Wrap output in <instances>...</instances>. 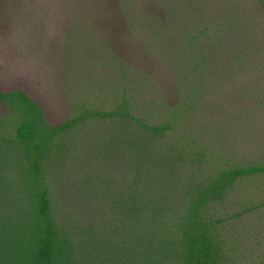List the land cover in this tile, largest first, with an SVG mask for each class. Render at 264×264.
Masks as SVG:
<instances>
[{
  "label": "trees",
  "instance_id": "1",
  "mask_svg": "<svg viewBox=\"0 0 264 264\" xmlns=\"http://www.w3.org/2000/svg\"><path fill=\"white\" fill-rule=\"evenodd\" d=\"M204 1L161 0L160 15H143L129 0H107L98 33L118 86L101 108L56 121L26 84L0 85V264H237L227 255L220 207L241 180L263 175L264 164H216L193 129L205 75L214 73L210 60L224 45L221 23L192 18ZM8 3L0 0V16ZM144 33L170 51L171 98L142 91L156 82L125 58ZM107 38L128 42L126 51ZM86 116L101 120L103 158L120 171L112 191L93 174L76 207L51 176L64 173ZM106 198L115 199L113 227L103 221Z\"/></svg>",
  "mask_w": 264,
  "mask_h": 264
},
{
  "label": "rangeland",
  "instance_id": "2",
  "mask_svg": "<svg viewBox=\"0 0 264 264\" xmlns=\"http://www.w3.org/2000/svg\"><path fill=\"white\" fill-rule=\"evenodd\" d=\"M9 1L6 13L0 16V85L26 84L56 121L74 116L84 107L101 108L103 99L111 98V91L118 86L110 61L102 54V35L98 33L107 0ZM129 2L143 15L145 11L160 15L159 3L165 4L161 0ZM202 3L204 10L192 18L202 14L217 26L221 23L219 35L224 45L216 59L210 60L214 73L205 75L206 93L193 113V129L204 137V148L216 164H264V8L259 0ZM141 39V43L131 42L137 47L132 48V55L126 52L128 65L145 73L147 81L156 82L142 91L157 90L162 100L171 98L168 91L175 88L167 66L172 59L170 51L158 42L152 44L146 33ZM106 41L114 49L119 45L109 38ZM126 44L119 48L126 51ZM196 46L211 56L207 43ZM137 86L132 88L140 90ZM86 117L78 132L73 131L79 136L76 145L69 146L64 173L51 176L55 186L65 185L63 197L76 207V198L85 193L81 185L93 174L103 182L108 179L112 191L120 171L103 158L101 120ZM263 198L264 174L241 180L220 207V217L227 218L221 223L227 255L237 264H252L264 257ZM114 200L101 201L103 221L111 227Z\"/></svg>",
  "mask_w": 264,
  "mask_h": 264
}]
</instances>
